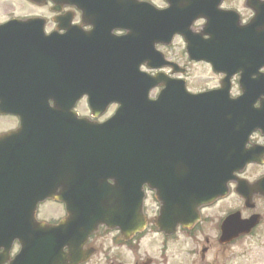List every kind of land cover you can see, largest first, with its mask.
<instances>
[{
    "label": "water",
    "instance_id": "water-1",
    "mask_svg": "<svg viewBox=\"0 0 264 264\" xmlns=\"http://www.w3.org/2000/svg\"><path fill=\"white\" fill-rule=\"evenodd\" d=\"M129 1L130 2L124 7L132 5L135 11L134 28H129H131L134 33H137L141 26L144 27L142 28V32H140L144 37L143 47L142 45H138L136 48L138 47L139 50L144 49L145 51L150 48V52L142 53V55L154 54L155 52L152 50L154 43L160 40H166L162 25H169L170 10L158 11L146 3L136 0ZM121 5L122 4H119V6ZM119 10V14L122 15V8L120 7ZM196 17V13L190 17L183 15L179 18L178 24L185 25L187 28ZM130 20H133V18H128L127 22L123 23L132 26L129 23ZM153 27H158V29ZM171 35L172 34L169 36ZM212 41L216 42L214 39H212ZM230 46L236 47L234 44H230ZM228 48L233 49V47ZM229 62L228 64H214V66L219 71L226 70L227 67L235 68L233 62ZM240 69L241 66H238L235 70L232 69L231 72H237ZM131 79L140 82V86L135 90V96H137V99H141L142 96H144V102L136 104L132 101L123 110L121 108L109 122L118 123L119 125L115 127L116 129H122L125 123L131 124V127H134V142L135 136L138 135L139 132L138 123L142 117H145L148 121L157 122L159 125L155 131L156 138H154V144L157 147L156 152L148 153L142 163L133 162L124 169H121L119 166L113 167L115 171L106 174L105 177L102 178L106 181L109 177L114 178V176L119 175L116 184L110 187V193H101L99 191L100 188L106 185L96 182L92 183L91 187L86 191L87 200L81 206L78 203L74 205L73 198H71V202L69 199H66L70 206L81 209V211L78 209L74 210L73 215L67 222L62 223L58 227L46 226L43 224L35 226L33 224L30 220L31 215H33L36 203L39 199L44 198V195L34 198L37 194V192L34 191V179L26 187L21 188L17 193L18 200L16 201L26 198L25 202L27 203V208L20 211H16L15 209L7 210V217L14 220H9L5 238L8 242H12L15 238H19L23 244L20 253L10 264H79L87 260L90 255L91 251H84L83 246L88 234L93 231L99 223H105L111 227H119L125 233L139 230L144 226V220L142 219L143 216L140 210L143 200L142 188L145 184L156 189L157 193L161 195L164 200L162 214L157 221L158 225L164 232L173 233L178 222L187 220L185 217L187 212L192 211L193 216L191 217V222L194 221L197 217V206L224 193L226 190L225 185L228 180L232 178L233 172L235 170H240L246 162H248V157L242 156L245 139L240 142H235L217 138L211 142L209 141L211 144L210 147H204L205 140L209 136L201 135V137L198 136L187 142L185 146L179 147L180 159L172 156L174 152L171 153L166 149L162 150L161 145L163 143L162 139L159 138V135H162V122L168 117L173 124H177L178 122L184 123L181 119V114L175 111L174 104H171L168 110H163L164 105L162 103V98L164 94H161L158 100H148V90L161 81L162 78L149 77L148 80H146L144 75L140 76L137 74L136 65L135 78L131 77ZM125 82H127V80ZM227 89V87H222L216 91L193 95L187 93L182 86L180 89H177V102L184 100L183 104L185 102L188 104L187 108L190 111L189 115H195L201 122H207L209 128L213 129L215 125L211 126V121L209 120L225 123L221 110L214 105V102H219L217 101V97L221 96L220 101L225 100L224 103L232 110L245 112L247 108L251 109L255 116L250 122L255 124L258 120V110L252 108L251 103L247 104L245 102L249 93L245 92L243 96L231 102H226L228 95ZM253 93L254 91L251 90L250 94ZM28 105L29 106L24 105L23 107L24 114L33 113L32 110H30L32 109L31 105ZM184 110L185 109H183V111ZM189 119L191 122L192 117ZM71 121L75 122L79 120H76V115L71 114ZM88 127H90V125L83 124L81 128L83 132L86 129V135H81V140L84 139L85 144L87 140L90 142L92 139L100 144L102 137L106 139V142H101V144L98 145L100 149L99 154L95 158V167L102 166L106 163L107 158L112 160L113 164H119V161L116 160L121 151L129 147L128 139L119 136L118 147L114 148L112 145V138L108 136V134H105L106 132L102 134L100 130ZM173 128L174 127L170 126V131ZM109 129H111V127L108 128V130ZM91 133H95V136L91 137ZM125 134L128 135V137L131 136L130 133ZM136 150L137 147L135 148V151ZM86 151L87 156L91 155L90 147L87 145ZM101 158L104 163L98 162ZM238 159L241 160L237 163ZM28 173H31L29 167L25 166V171L19 173L18 176H25ZM92 173L94 172L87 173L86 175ZM93 178L98 177L95 176ZM4 187L7 188V186ZM5 188L0 186L1 200L9 198L10 190H5ZM256 190L257 184L250 185L246 181L239 182L237 187V191L246 198L247 205L249 206L252 194L256 192ZM177 193L179 199H176ZM193 195L197 196L194 198L192 197ZM1 200L0 216L2 212L6 210L3 208L5 204H2ZM187 202H193L191 210L186 205ZM20 216L25 218L24 222L17 224L15 219ZM255 224L256 217L244 220L241 219L240 213L230 215L222 225L221 241L225 243L230 242L239 234L248 232ZM0 241L2 242L1 231ZM10 246L11 245L6 242L7 250L0 256V264L8 258ZM65 246L69 248L67 253L64 252Z\"/></svg>",
    "mask_w": 264,
    "mask_h": 264
},
{
    "label": "flooded vegetation",
    "instance_id": "flooded-vegetation-1",
    "mask_svg": "<svg viewBox=\"0 0 264 264\" xmlns=\"http://www.w3.org/2000/svg\"><path fill=\"white\" fill-rule=\"evenodd\" d=\"M154 3L157 7L167 9L170 7L179 8L180 11L187 10L191 5V0H176L171 3L170 0H147ZM111 0H39V3L31 2L30 0H0V80H6L15 84V87L19 89L17 80L22 79L23 70L21 64H23V38H36L40 41L34 44L38 45L42 50H37L31 54L39 55L42 59H45L49 55V61L56 62L60 58H70L71 48L78 42H81L82 33H86L91 29L88 24L90 18L98 16L103 13L100 6L111 5ZM33 8V11H29ZM98 8V9H97ZM222 9L232 11L235 13L234 19L238 22L239 26L246 27V42L249 47L248 57H256L264 48V0H222L221 3L216 7L215 4L210 5V9ZM57 10V11H56ZM110 11L109 8L105 9V13ZM118 12V11H117ZM31 17H40L45 20L44 26H23L22 22L25 19ZM109 22L108 20H105ZM204 19H199L192 24V29L196 32L204 30ZM24 32L33 33L31 36L24 35ZM114 35H122L124 31L114 29ZM50 37L49 41H41L45 38ZM179 36H176L174 41L177 39L178 42H174L171 45H158L157 48L163 51L166 59L187 65L189 64H205L204 62H194L182 52L179 42ZM47 48L48 50H44ZM32 62V61H31ZM44 62V61H42ZM43 63V66H45ZM170 73V69H164ZM264 73V68L261 70ZM14 74L16 75L14 77ZM178 76L177 74H172ZM44 76V75H43ZM42 76V78H43ZM239 75H236L233 79L232 91L238 93L239 89ZM21 91V89H19ZM158 91V90H157ZM155 93H152L154 95ZM15 96V94H14ZM12 93L5 94L0 86V135L6 134L18 130L22 126L21 115L18 113L21 103L18 102L17 97L14 99ZM260 97L257 102L259 105ZM51 107L56 109L55 103L50 101ZM86 97L83 96L76 104V110L80 115H85ZM80 108L82 112L80 111ZM117 108L116 104L110 106V112L113 113ZM15 109L16 114H7L6 111ZM108 114V111L105 115ZM110 115V114H109ZM107 116H102L100 120H103ZM61 122H39L35 123V127H41L42 130L39 133V139L42 143L48 142L49 140H61L62 132L55 129L59 127ZM96 124H102V121L96 122ZM48 136V137H47ZM246 146L249 149L256 150V156L259 159V163L249 164L244 170L241 177L250 179V181H258L264 178V131L257 128L251 132L248 138ZM42 146L41 148H43ZM45 155H39L40 158L44 159ZM65 156L52 155V159H61ZM235 186V183L231 184ZM64 189V191H66ZM256 206L253 209L244 208L242 210L243 215L249 216L255 211L259 213L261 217H264V197L262 195L255 196ZM222 200H219L220 202ZM47 202V201H46ZM45 203V202H44ZM42 205V204H41ZM210 207L202 208L201 210V221L194 225L191 230L181 229L182 233L186 234V237L192 242L198 243L200 235L205 238L208 247L202 246L201 255L205 258L206 252H210L213 248V237L206 233L208 230H216L220 227V224L212 221L211 215H207L206 211ZM66 215V209L63 206V212ZM62 216V217H63ZM59 218L52 219L53 222H57ZM212 223L214 225H212ZM108 231V232H106ZM107 227L101 226L99 231L91 235L87 247H95L96 255L99 252V248L104 246V254L106 258L121 257L123 250L133 251L134 244L137 242L136 238L133 237L130 241H126L119 233L110 234ZM109 235H112L110 237ZM137 237V236H135ZM201 240V239H200ZM212 241V242H211ZM194 252V251H192ZM113 253V254H112ZM117 256V257H116ZM93 257V256H92ZM91 257V259H92ZM202 258V259H203ZM90 259V260H91ZM89 260V261H90ZM151 261H147L146 264H150Z\"/></svg>",
    "mask_w": 264,
    "mask_h": 264
},
{
    "label": "bare ground",
    "instance_id": "bare-ground-1",
    "mask_svg": "<svg viewBox=\"0 0 264 264\" xmlns=\"http://www.w3.org/2000/svg\"><path fill=\"white\" fill-rule=\"evenodd\" d=\"M105 8H109L110 10L114 9L113 4L104 6ZM124 18V16L121 15ZM32 42V38H23V43H30ZM246 45L243 43L239 44L238 47V54L245 55V57L241 59H246L249 47H245ZM237 48H234L233 51H236ZM126 51V50H125ZM130 58H126V62H128ZM247 66L248 63L244 62ZM259 64L263 65V61L260 59ZM106 65L107 71L104 74H98L100 68ZM41 67L44 72V80L46 90L48 92L58 91L60 96L65 95L70 89L76 87L81 82H87L95 80L96 78H104L109 80V75H119L121 72L126 70L125 61L122 58H118L115 62L103 60L99 65H93L91 60L87 57H82L79 60H72L68 58H60L56 62L48 61L45 66L40 63H30L28 60V54L23 53V64H21V69L23 70L22 79L17 80L19 85V89L15 87L14 83H11L6 80H0V86L5 94H10L17 97L19 103H21V107L24 105L29 106L31 105L32 109L36 113H40L42 109V101H43V93L44 91L41 90V83L38 80V68ZM16 75L14 74V77ZM127 82L125 84V88L128 93L132 92V88L129 85L130 78H126ZM251 89L253 90L252 84L250 83ZM13 97L14 99L16 97ZM221 96L217 97V101L214 102V105L221 110L223 114V121L224 124L219 121H211V126L215 125L213 129L209 128V124L207 122H201L195 115H189V109L187 108L188 104L183 101H178V97L171 91H166L164 93V97L162 98L163 103V110L166 111L170 107L171 104H174V109L176 112L181 114V119L184 123L178 122L177 124H173L168 117L166 120L162 122V135H159V138L162 139V150H167L171 153L174 152L172 156L181 158L179 156V147L185 146L187 142L190 140L201 137V135H208L209 137L205 140L204 147H210L211 142L214 139H222L226 141H235L240 142L237 138V135L234 134L236 128L244 125V121L248 119L249 121L254 118V113L251 109L247 108L245 112H238L236 110H232L230 107L227 106L225 100H221ZM226 102H230L228 97ZM183 109H185L183 111ZM190 117L192 120L190 122ZM59 120L61 121L62 125H65L69 122V118L67 114L58 115ZM27 124L29 126L30 132V139L26 141L18 140L17 143L13 145H6L1 150L0 154V186L5 188L7 186V190H10L9 198L6 200H1L2 204L14 206L16 205V200H18V191L26 187L33 179L35 180L37 177H44L45 174L40 171V168H43L44 171L49 175H56L60 174L61 179L63 181L69 174L73 172V166L70 160H62L59 164L50 163L48 165H42L38 162V159L35 154L32 153V156L29 155L28 148L37 145L34 142V139L39 137V133L44 126L38 127L36 129L30 125V119L27 118ZM145 120V121H144ZM40 122L43 123L42 117H40ZM188 123V125H187ZM159 124L155 121H148L145 117H142L138 123L139 132L138 135L135 136L134 142V127H131V124L125 123L123 128H111L106 131L105 134H108L112 138V145L114 148L118 147V140L119 136L125 137L128 139L129 147L126 150L121 151L119 157L116 161H119V164H113L112 160L107 158L105 167H116L119 166L121 169L126 168L133 162L142 163L148 153H154L157 150L156 145L154 144V138H156V128ZM174 127L171 131L169 127ZM207 132V133H206ZM125 133H130L131 136L128 137ZM91 137L95 136V133L90 134ZM203 138V137H202ZM116 139V140H115ZM85 141L84 139H82ZM90 140V139H89ZM101 142H106L104 137L101 138ZM100 142V144H101ZM77 149H84L86 150V145L90 147L91 155L89 158L83 161L82 168L77 169L76 171L77 176L80 180H84V173L82 172L83 169L86 168V173L94 172L97 170V167L92 165V161L95 160L96 156L99 154L100 145L95 140H90V142H77L74 141ZM84 144V145H83ZM137 150L135 151V148ZM87 154V153H86ZM34 164H40L35 166L36 168L33 171H39V173H28L25 176H18V171H25V166L27 160ZM102 159V158H101ZM100 159V160H101ZM177 159V158H176ZM241 159H238L237 163ZM115 161V162H116ZM62 165L61 167H58ZM48 167H55L53 171H49ZM101 167V166H99ZM49 171V172H47ZM68 174V175H67ZM92 176V174H91ZM119 175L114 176L113 182L116 184V180ZM102 178L99 176V180ZM17 180V181H16ZM89 185L91 184V180H87ZM81 184L80 186H82ZM79 186L78 184L73 185V187ZM3 230V225L0 223V231Z\"/></svg>",
    "mask_w": 264,
    "mask_h": 264
},
{
    "label": "rangeland",
    "instance_id": "rangeland-1",
    "mask_svg": "<svg viewBox=\"0 0 264 264\" xmlns=\"http://www.w3.org/2000/svg\"><path fill=\"white\" fill-rule=\"evenodd\" d=\"M33 10V8L29 9V11ZM188 79L193 90L217 83L212 72L204 65H189ZM148 196L146 205L149 213L152 214L156 211L158 202L153 193H149ZM241 205L237 196H229L211 209L214 212L212 213L213 221ZM58 213V208L53 205L44 206L42 212L45 218L53 217ZM205 232L209 233L213 239L217 234V231L213 232V230ZM145 234L146 237L137 242L133 251L123 250L124 253L121 257L116 256L117 261L115 257L106 258L103 249L106 244L104 243L88 264H146L148 260L151 261L150 264H264V223L252 235L236 240L230 245H219L214 239V246L210 252H206L205 258L201 255V249L202 246L208 247V244L201 235L196 243L183 234L172 239L164 238L163 235L161 237L154 229L146 230ZM109 236L112 237V235ZM192 250L195 252H191Z\"/></svg>",
    "mask_w": 264,
    "mask_h": 264
}]
</instances>
